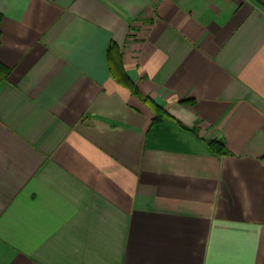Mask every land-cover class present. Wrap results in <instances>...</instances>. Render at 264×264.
Returning <instances> with one entry per match:
<instances>
[{"label":"crops","instance_id":"0c3cea01","mask_svg":"<svg viewBox=\"0 0 264 264\" xmlns=\"http://www.w3.org/2000/svg\"><path fill=\"white\" fill-rule=\"evenodd\" d=\"M0 66V264H264L253 0H0Z\"/></svg>","mask_w":264,"mask_h":264},{"label":"trees","instance_id":"16d2710c","mask_svg":"<svg viewBox=\"0 0 264 264\" xmlns=\"http://www.w3.org/2000/svg\"><path fill=\"white\" fill-rule=\"evenodd\" d=\"M253 1L264 9V0H253ZM110 51L111 50L109 49L107 52V58L109 60L111 57ZM7 75H8V70L0 66V82L3 81L7 77ZM112 75L115 77L116 81L119 84L129 88V90L132 92L133 95H137L135 89L128 83V81L126 80V78H125V76H124V74L120 68L118 69V73L113 72ZM142 100L145 103H148L147 99L144 98ZM154 111L156 113V117L153 120V124L159 122L162 119V117L164 116L163 113L158 108L154 107ZM208 145L212 150H214L216 152L223 153L222 148L219 145H217L216 143H209Z\"/></svg>","mask_w":264,"mask_h":264}]
</instances>
